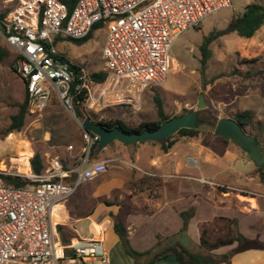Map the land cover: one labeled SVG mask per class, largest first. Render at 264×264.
I'll use <instances>...</instances> for the list:
<instances>
[{"label":"built area","instance_id":"1","mask_svg":"<svg viewBox=\"0 0 264 264\" xmlns=\"http://www.w3.org/2000/svg\"><path fill=\"white\" fill-rule=\"evenodd\" d=\"M10 1L0 26L15 54L13 70L25 85L30 112L43 109L53 92L73 107L74 70L56 40L81 39L95 25L105 27L102 57L108 76L95 82L82 70L76 91L87 90L88 110L115 105L138 108L146 88L166 80L176 36L204 17L232 7L231 0H78L69 12L61 0ZM81 137L83 168L66 167L55 157L44 172L27 175L31 183L23 187L6 184L7 172L0 170V264H59L65 257L56 239L55 207L107 169L105 161L91 160L100 136L82 126ZM69 248L79 264L108 262L100 240Z\"/></svg>","mask_w":264,"mask_h":264},{"label":"crops","instance_id":"2","mask_svg":"<svg viewBox=\"0 0 264 264\" xmlns=\"http://www.w3.org/2000/svg\"><path fill=\"white\" fill-rule=\"evenodd\" d=\"M124 108L125 105L97 108L89 110L90 114H86V117L97 122L121 118L130 126L143 121L160 120L156 105L152 118L148 119L141 113V107L133 111L136 116L131 115L127 108L121 112L120 109ZM208 132L216 136L212 131ZM199 137L177 135L175 143L167 150L162 142L126 144L117 140L100 152L95 150L91 160L105 161L106 171L83 183L54 210L56 239L66 253L65 257L59 259V264H79L73 260L74 253L69 247L92 239L104 244L108 254V262L105 264H134L135 258L128 253L115 230L118 215L124 218L130 245L137 251L154 248L158 242L159 246L164 247L168 244L164 241L166 238L175 237L182 230H186L194 243L199 244L202 242L203 231L207 230L208 233L211 227L217 228L218 237L229 235L231 230L233 234L259 240L264 245V180L256 172L258 166L246 151L230 139L217 136L221 139V146L207 147L198 141ZM70 145L72 149H69ZM70 145L62 157H50L47 165L43 162L41 173L55 157L66 167H85L82 137L79 142ZM195 152L204 163L215 166L214 174H194L193 168L197 167L200 160L192 156ZM33 156L29 160V172L23 174L6 171L7 174L27 177L33 173ZM240 164L245 167L252 164V167L244 171L238 167ZM229 169H233V173L226 174ZM214 178H220V182ZM193 181L202 182L203 185L194 184ZM187 212L190 215L184 227L182 213ZM157 218L159 221L156 228L148 237L138 239V232L149 221L153 222ZM175 241L179 242V239L175 238L172 244ZM239 247V241L220 246L221 250H227L224 254L230 252L231 264H264V246L246 249ZM146 259L142 257L140 261ZM157 264L182 263L171 255L160 259Z\"/></svg>","mask_w":264,"mask_h":264},{"label":"rangeland","instance_id":"3","mask_svg":"<svg viewBox=\"0 0 264 264\" xmlns=\"http://www.w3.org/2000/svg\"><path fill=\"white\" fill-rule=\"evenodd\" d=\"M231 2L232 7L220 9L204 17L199 25L190 27L176 36L169 50V71L166 80L159 86L146 88L140 99V106H136L138 109L141 107L140 111H143L141 113H144L146 119L152 118L156 110L154 95H158L166 114L172 117L195 109L202 92L206 104L202 110L205 123L199 126L203 134L198 141L207 147L222 144L219 137L208 132H213L218 118L232 116L237 119L236 114L246 109L254 112V120L245 126L246 131L264 142V25L251 38H243L236 33L219 36L209 45L211 57L205 65L201 63L200 46L205 37L224 29L233 16L244 11L248 3L264 4V0ZM11 6L10 0H0V13L8 11ZM106 32L105 27H98L83 44L60 39L56 43L57 49L70 62L80 65L87 75L105 70L102 49ZM0 46L9 48L1 26ZM24 97L25 86L13 70L11 55L0 62V169L26 174L29 172L31 155L41 153L43 162L47 165L50 157H62L68 145L79 142L82 135L81 121L84 118H78L74 108L53 92L43 109L28 111L20 131L7 132L11 115L18 111L16 104L22 102ZM126 108L131 115H135L133 111L137 108L125 105L124 109H120L121 112L126 111ZM83 110L85 114H90L86 107ZM192 156L200 159L197 167L193 168L194 174H214L215 166L204 163L196 152ZM224 166L228 167L226 164ZM238 167L245 171L248 167L251 168L252 164L246 167L240 164ZM230 173H233V169H229L226 174ZM214 180L218 181L220 178ZM193 182L203 185L202 182ZM158 218L153 222L149 221L145 228L138 232V239L148 237L156 228ZM220 237L217 228L209 229V241ZM171 238H166L165 243L170 244ZM193 251L212 257L215 264H223V255L227 250H221L220 247L210 248L200 242L195 244Z\"/></svg>","mask_w":264,"mask_h":264},{"label":"trees","instance_id":"4","mask_svg":"<svg viewBox=\"0 0 264 264\" xmlns=\"http://www.w3.org/2000/svg\"><path fill=\"white\" fill-rule=\"evenodd\" d=\"M64 2L67 7L68 11L71 12L76 5L78 0H61ZM7 11L0 13V17L5 16ZM264 25V4L260 2H250L248 3L244 11L236 16H233L229 21L228 25L218 31L212 32L210 35L205 37L204 42L200 46V51L202 54L201 63L205 65L208 59L211 57V49L209 45L219 36L225 35L228 33H236L238 36L243 38H251L253 37L257 31ZM100 27V24L95 25L92 31L84 38L81 39H71L68 38L67 40H71L76 44H83L86 42L91 36L93 30ZM58 40H56L57 42ZM13 55V61L15 59V54L7 47L0 46V62L4 58H9ZM64 59L65 56H63ZM71 68L74 70V80L71 84L70 93L72 94V106L74 108V112L78 118H85L86 114L84 112L85 100L87 96V90L82 89L81 91H76V86L80 82L79 76L82 73V67L80 65L74 64L69 62ZM108 76V72L105 70L96 71L90 74V77L95 82H103ZM154 102L157 108L158 115L160 120L158 121H143L136 126L128 125L123 119L115 118V119H107V120H100L98 122L102 123L103 125L114 128L119 127L122 130L131 132V131H142L144 129H155L157 128L161 121L164 119H169V117L163 106V102L158 95H154ZM18 106V111L11 115V121L7 128V132H11L13 130L20 131L25 123V118L28 113V96L27 91L25 89V97L22 102L16 104ZM188 112V110L186 111ZM173 117V116H172ZM237 120L243 125L247 126L250 125L254 120V112L252 110L246 109L239 111L236 114ZM200 123H205L203 117L200 118ZM202 129L198 128H181L176 134L171 135L165 141L162 142L164 145V149L167 150L171 147L174 143V139L177 135L186 136L190 138L199 137L202 133ZM31 165L33 171L35 173H41L43 170L44 164L42 156L39 152H36L31 159ZM256 172L259 173L260 177L264 180V166L257 167ZM6 184L14 187H23L27 186L31 183V180L27 177L18 175V174H6L3 175ZM190 215L189 212L182 213L184 219V227L187 226L188 223V216ZM230 223L233 224V221L230 220ZM115 230L120 235L123 243L126 246L128 253L135 258L134 264H157V262L168 256H175L178 261L182 264H215V260L212 257H207L205 255L196 253L193 250H189L179 242H176L172 245L166 244V246H159V242L156 247L145 250V251H137L130 245L129 237H128V230L126 228L124 218L120 215L116 217L115 221ZM202 243L208 245L210 248H218L220 246L232 244L235 241L240 242L239 249H246L252 247H261L264 246L260 243L259 240H250L242 235L233 234L230 230L229 235L225 237L217 238L214 241H209L207 238V230L203 231L202 235ZM147 257L144 262H141L140 258ZM223 264H231V259L228 254L223 255Z\"/></svg>","mask_w":264,"mask_h":264},{"label":"water","instance_id":"5","mask_svg":"<svg viewBox=\"0 0 264 264\" xmlns=\"http://www.w3.org/2000/svg\"><path fill=\"white\" fill-rule=\"evenodd\" d=\"M205 107L204 94L201 92L195 109L164 119L155 129L128 132L119 127L109 128L100 122L92 121L89 116L85 117L81 124L85 130L100 136L99 143L96 146V152H100L115 140L126 144H136L144 141L163 142L171 135L176 134L181 128H198L202 110ZM213 134L234 141L249 154L258 167L264 166V142L262 143L257 136L248 133L245 126L236 118L231 116L218 118ZM175 238H178L179 243L187 249H194V240L186 230L177 233L169 243L172 244Z\"/></svg>","mask_w":264,"mask_h":264},{"label":"flooded vegetation","instance_id":"6","mask_svg":"<svg viewBox=\"0 0 264 264\" xmlns=\"http://www.w3.org/2000/svg\"><path fill=\"white\" fill-rule=\"evenodd\" d=\"M201 117H202V115H201ZM200 125H201V123H200ZM259 138V137H258ZM263 143V142H262Z\"/></svg>","mask_w":264,"mask_h":264}]
</instances>
